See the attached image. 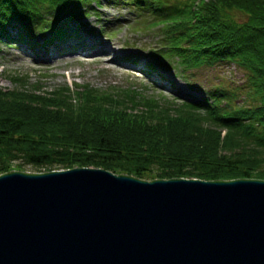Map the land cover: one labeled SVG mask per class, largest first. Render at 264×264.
<instances>
[{
	"label": "trees",
	"instance_id": "16d2710c",
	"mask_svg": "<svg viewBox=\"0 0 264 264\" xmlns=\"http://www.w3.org/2000/svg\"><path fill=\"white\" fill-rule=\"evenodd\" d=\"M121 1L0 0V42L16 40L6 34L11 26L18 41L28 43L35 30L50 28L52 39L64 43L68 33L48 27L50 19L70 21L96 12L102 2ZM130 4L149 11L147 25L159 28L163 49L154 58L172 59L181 72L234 63L247 74L257 103L231 105L233 98L217 88L198 99L150 96L135 88L105 93L83 87L74 95L67 85L41 90L20 79L12 90L0 87V174L26 165L36 173L92 167L142 180L264 181V0ZM235 10L245 19L235 20Z\"/></svg>",
	"mask_w": 264,
	"mask_h": 264
},
{
	"label": "water",
	"instance_id": "95a60500",
	"mask_svg": "<svg viewBox=\"0 0 264 264\" xmlns=\"http://www.w3.org/2000/svg\"><path fill=\"white\" fill-rule=\"evenodd\" d=\"M0 264H264V181L5 172Z\"/></svg>",
	"mask_w": 264,
	"mask_h": 264
},
{
	"label": "rangeland",
	"instance_id": "374dc122",
	"mask_svg": "<svg viewBox=\"0 0 264 264\" xmlns=\"http://www.w3.org/2000/svg\"><path fill=\"white\" fill-rule=\"evenodd\" d=\"M108 3L102 2L99 7L92 3L96 12L89 10L70 21L62 22L63 16L50 19L48 27L66 31L68 43H75V52L50 45L53 38L50 28L35 30L34 38L24 43L18 41L19 32L8 26L6 34H12L16 40L9 38V44L5 42L7 39L0 42V87L12 90L20 86L17 80L24 79L29 83L26 88L38 84L41 90H51L67 85L74 95L83 91V87L105 93L135 88L141 94L176 99L208 98V92L217 88L233 98L231 105L257 103L246 81L247 74L234 63L216 62L181 72L172 59L147 60L146 57L158 56L163 49L159 28L147 25L151 23V13L130 4L131 0ZM232 14L239 22L245 19L240 11ZM175 109L168 107L172 114L178 112ZM22 169L20 172L36 173L26 165Z\"/></svg>",
	"mask_w": 264,
	"mask_h": 264
},
{
	"label": "bare ground",
	"instance_id": "6f19581e",
	"mask_svg": "<svg viewBox=\"0 0 264 264\" xmlns=\"http://www.w3.org/2000/svg\"><path fill=\"white\" fill-rule=\"evenodd\" d=\"M52 54V53H51ZM54 55V54H53ZM52 57V56H51Z\"/></svg>",
	"mask_w": 264,
	"mask_h": 264
}]
</instances>
